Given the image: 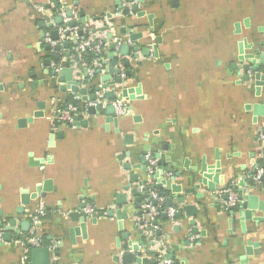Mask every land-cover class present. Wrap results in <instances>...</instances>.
Wrapping results in <instances>:
<instances>
[{"label":"crops","instance_id":"0c3cea01","mask_svg":"<svg viewBox=\"0 0 264 264\" xmlns=\"http://www.w3.org/2000/svg\"><path fill=\"white\" fill-rule=\"evenodd\" d=\"M124 2L0 0V223L3 234L11 236L0 245V264H26L21 240L27 231H22L21 221L40 207L46 211L41 232L45 243L54 245L50 249L54 264H125L121 246L128 242L137 243L142 252L170 254L175 264H264V220H245L243 233L237 210L232 215V208L221 201L227 200V186L236 182L237 192L241 187L264 202V186L252 180L260 162L257 134L264 131V116H254L246 109L247 104L264 103V85L257 95L253 76L243 81L238 73V43L245 39L260 46L264 41V0H133L142 14L126 15L122 13ZM62 4L76 18H80V10L85 11L86 19L76 27H89V35L101 42L98 57L106 65L113 59L108 53L115 38L128 44L129 55L117 54L115 68H121L125 86L141 85L143 98L122 99L127 113L118 116L117 125L106 122L105 115L85 113L79 120L86 119V125L55 124L56 107L64 105L69 96L68 91L60 90L45 60L56 63L52 57L59 54L61 62L67 63V53L70 58L77 55L71 35L60 37L68 47L59 51L49 49L44 40L58 28L48 23ZM134 33L141 36L130 40ZM134 46L138 59L133 57ZM145 48L149 55L142 54ZM114 50L118 52V48ZM252 52L253 46L244 47V54ZM98 57L88 61L81 54L74 65H96ZM124 59L129 61L126 66ZM110 75L112 80L118 76ZM93 80L100 83L99 76ZM111 87L118 95L119 85L108 89ZM41 102L44 114L33 117ZM30 117V122L20 125ZM156 152L164 154L173 169L167 172L168 163L157 159L158 175L170 179L174 171L181 174L172 181L180 187L178 192L155 187L163 202L158 227L153 229L146 226L143 211L139 213L145 190L132 195L124 187L131 183L133 173L138 181H148L145 188L156 185L153 175L133 166H142L143 154ZM216 153L224 184L217 185L215 192H207L203 185L186 192L194 181L184 161L188 160L192 170H198L202 158L213 167ZM45 179L51 180L53 189L41 196L36 187ZM137 185L134 182L132 188ZM122 193L127 203L118 205ZM199 193L203 195L199 197ZM24 195L28 204H23ZM166 197L174 203V214L168 218L163 215L169 208ZM179 197L184 201L178 202ZM81 203L94 207L96 221L89 219L86 235L75 234L72 240L68 229L78 222L70 214L81 215ZM185 205H194L197 214L188 216L193 212ZM20 206L23 213L17 212ZM109 209L114 212L111 216L106 213ZM118 209L127 215L123 219L126 238L118 228ZM252 212L264 218V209ZM12 217L17 233L5 229ZM17 234L19 238H15ZM248 246L252 252L246 255ZM28 255L30 261V251ZM245 255L246 261L241 263Z\"/></svg>","mask_w":264,"mask_h":264},{"label":"water","instance_id":"95a60500","mask_svg":"<svg viewBox=\"0 0 264 264\" xmlns=\"http://www.w3.org/2000/svg\"><path fill=\"white\" fill-rule=\"evenodd\" d=\"M129 5L127 7H124L122 9L123 14H128L130 12H136L138 14H142L138 6L133 3V0H124ZM140 2V0H139ZM118 4H122V0H117ZM77 5V3H75ZM66 16L71 18L67 23L63 21V18L59 16L56 13V16L54 17L53 21L48 23V26H52L53 23L55 25H61L62 28L66 27H74L77 23H80L82 26V23L86 19V14L84 10H80L79 15L80 18H73V10L71 8H67L65 10ZM151 16H148L149 24L151 25ZM246 24V21H245ZM106 29V27H102L101 30ZM236 29H238V25H236ZM124 33V29L121 31ZM78 35L82 34L81 30H78ZM70 35L69 30L63 31V36L68 37ZM42 36H44V33H42ZM141 36L140 33H134L129 36L130 40H136ZM109 37H112V33H109ZM50 38L54 41H57L54 45H48L47 47L49 49H53L54 51H59L60 48L68 47V42L61 41L58 29H53L50 32ZM73 41L75 43V47L73 49H76L77 39L76 37H73ZM120 44L118 47L116 45ZM260 46L255 45V43H247L245 39H242L238 43V59L241 62L239 65L238 73L241 75V80L243 81H249L250 78L253 76L254 82H255V90L256 94L258 95L260 92V88L262 85H264V41H261L259 43ZM253 46V52L244 54V47H250ZM262 47V48H261ZM118 48V52L114 49ZM109 53L108 57L113 58L110 62V64L106 65L105 61L100 59L101 67H94V73L93 76L90 77L87 72V67L82 66L81 64L75 66L74 63L77 61L78 56H74V58H70V53H67L68 61L67 63L61 62V57L59 54L53 55V60L58 63L59 69L55 70L50 65V59L45 60V64L48 65L47 70L50 72L51 76L56 78L58 83H60L59 88L61 91H68L69 98L66 100V103L64 105H61V108H66L68 104H71L76 108V111L72 113L73 122L72 125H86L87 120L82 119L79 120L80 117L85 113L87 115H105V121L106 122H113L115 125L118 123V116L115 114V109L112 104H106L104 105L102 102L95 103L94 105L91 104V102L95 101L97 99L96 92L103 89L105 90V97L106 99H113L115 97V89L114 87H111L108 89V86H115V84H118L119 87L117 88L119 90V97L126 99V100H134V99H141L143 98V94L141 91V85L137 84L136 86H125L123 83V78L121 76L122 70L121 68H115V66L118 64V57H124L129 55V47L128 44L120 43V39H117V41L113 44L109 45ZM134 53L133 57L135 59H138L139 53H138V47H133ZM149 49L145 48L142 50L143 55H149ZM119 54V56L117 55ZM118 56V57H117ZM94 57H98V54H95ZM124 65H128L129 61L127 59H124L123 61ZM76 64V63H75ZM116 73L118 76L115 79H111V73ZM130 72L126 71V75H129ZM99 76L100 83H96L93 78ZM38 110L33 113V117H39L42 116L43 113V107L44 103L38 104ZM246 109L250 110L254 116H264V103H253V104H247ZM33 117H30L25 120H21L20 125H23L26 121H31ZM142 158V166L141 165H133L134 167H141L144 171H146V160L144 157V154L141 156ZM152 158H157L161 160L163 163H168V166L165 168L167 172H172V167L170 166L171 161L169 159H166L164 154L162 153H155ZM216 162L213 167H208L204 158H202V161L200 163V167L198 170H192L189 167L188 160L184 161V168L187 169L189 172H192L193 177V185L190 188H186L185 191H192L193 189H199L201 185L205 187V190L207 192H215L217 185L224 184V175L221 173V163L219 160L218 153L215 154ZM160 161L157 162V164ZM30 164H38L36 161H30ZM126 168H130V164L127 163ZM179 171H174L171 175L170 179H165L162 176L158 175V170L156 167H154L153 176L156 182V185L153 186L161 188L162 186H165L167 189H171L174 192H178L180 190V187L178 185L173 184V180L175 177L180 176ZM131 183L126 185L124 187L125 191H129L132 195H137L138 190L136 188H132V184L134 182H138V185L144 184L147 182V180H141L138 181V177L135 173L131 174L130 176ZM239 185H243V181H239ZM53 186L51 184L50 179H45L42 183V185H37L36 191L39 195L43 196L46 191L52 190ZM238 197H237V204L236 206L232 207L230 213L233 215L235 213V209L237 210V213L239 215L240 221H241V227L243 233L246 232L245 229V220L253 219L256 222L263 221V217H256L252 210L258 209L263 210L264 209V202L258 201V198L254 194H247L244 193L242 188L240 187L238 189ZM202 193H199L198 196H202ZM228 195L227 193L224 194V198L227 199ZM28 196L24 195L23 198V204H28L27 200ZM137 200H139L137 198ZM178 202H183L184 198L179 197L177 199ZM116 203L118 205H124L127 203L126 195L125 193L119 194L117 197ZM85 203H81L80 210L85 207ZM165 205L167 207H172L174 205L172 198L166 197L165 199ZM185 209H189V211H192L193 213H187L188 216L193 215L195 216L197 214L196 207L194 205H185ZM23 207H18L17 212L23 213ZM142 210H139V213H141ZM107 215L111 216L113 215V210L109 209L106 211ZM181 212H177L176 216H180ZM2 215V213H1ZM165 218H168V214H163ZM71 219L73 221H77L78 224L74 227H69L68 232L73 240L75 234H81L82 236L86 235V228H87V221L90 219V221L95 222L96 221V212H93L91 214L88 213H81V215H78L77 212H73L70 214ZM116 217L118 219V228L119 231L122 232V237L126 238L128 237V233L124 231V225H123V219L127 217L126 213L123 212L121 209H118L116 211ZM233 219L231 218L230 221ZM193 221V220H192ZM194 223V221L192 222ZM21 229L22 231H28V228L30 227V221L29 219H25L21 221ZM6 231L14 230L16 233L18 232V229L16 227V219L15 218H9L7 224L5 225ZM196 232V231H194ZM15 238H19V235H15ZM11 236L10 233L5 232L3 234V241L0 242V245L4 241H10ZM188 244V242H186ZM248 245H253L250 241H248ZM176 249V247H174ZM121 249L125 252L122 255V261L125 264H132L133 261H135V264H151L155 261L150 260L146 255L143 254L141 251L139 245L137 243L130 242L123 244L121 246ZM132 250V252L127 250ZM251 247H246V255H249L251 253ZM145 253H148V250L145 251ZM135 254V257L134 255ZM54 256H57L58 253L54 252ZM246 255L241 257V263L246 261ZM167 259H171L172 255L167 254ZM30 264H54V262L51 260L50 257V249L47 246H40V247H34L30 250Z\"/></svg>","mask_w":264,"mask_h":264},{"label":"built area","instance_id":"2783aa9c","mask_svg":"<svg viewBox=\"0 0 264 264\" xmlns=\"http://www.w3.org/2000/svg\"><path fill=\"white\" fill-rule=\"evenodd\" d=\"M123 6L127 7L129 6L128 3L124 2ZM65 5H61L59 9L57 10V14L63 18V21L67 23L71 18L66 16L65 10H66ZM77 15L75 12H73V18L76 19ZM58 26V32L59 36H63V31L69 30L70 35L73 37H76L77 39V44H76V53L77 56L81 57V54H84L86 52H92V53H101L102 51V44L99 40L95 41V39L89 35V27H84V29L80 28L79 30L82 31L81 35H78V28L76 26L74 27H66L65 29L62 28L61 25ZM44 40L46 43L50 45H54L56 41L52 40L50 36L47 34L45 35ZM115 42L117 39L115 38ZM96 65L89 64L87 66V72L90 77L93 76L94 73V67H101L100 63V58H97V61L95 62ZM51 67L54 68L55 70L59 69V65L51 62ZM123 77V73L121 74ZM117 94V93H116ZM113 99H106L105 98V90L101 89L96 92L97 99L93 102H91L92 105L98 102H102L104 105L106 104H112L115 109V114L117 116H121L127 113V108L122 100L123 98L119 97V94L116 95ZM76 111V108L72 106L71 104H68L66 108H56L55 110V119L61 122V124L65 125H72L73 118H72V113ZM257 139L259 143L258 147V156L260 158V162L257 163L254 167V174L252 176V180L259 186H264V131L260 130L258 131L257 134ZM145 160H146V172L148 175H152L154 171V167H157V158H152L151 155L145 153L144 154ZM263 161V162H262ZM148 182V181H147ZM146 182V183H147ZM144 184H140L136 186V189L138 191H143L144 192V197L142 198L141 201V208L142 211L145 215V224L146 226H150L153 229L157 228L158 226L156 225L155 222V217L158 215L160 211H162V202H163V197L155 190V188L151 185L147 186L146 188L144 187ZM237 183L232 182L230 183L227 188H226V193L228 195L227 200H221L222 203H224L225 207L232 208L236 206L237 204V197H238V192L236 190ZM82 213H88L91 214L94 211V207L92 206H87L83 207L81 209ZM165 213L168 214V216H172L174 214V208L169 207L167 210H165ZM46 211L44 208L40 207L33 215L29 217L30 221V227L28 231L26 232L25 236L21 240V243L23 246H25V253L23 256V262L28 264L29 261V251L34 248V247H40V246H47L49 249H54V245L52 244H46L44 237L41 232V223L42 219L45 216ZM3 238V230H2V224L0 223V241H2ZM145 252V249L144 251ZM148 257H151L154 259L155 264H175L171 259H167L166 255L160 251V250H148V253L145 254Z\"/></svg>","mask_w":264,"mask_h":264},{"label":"trees","instance_id":"16d2710c","mask_svg":"<svg viewBox=\"0 0 264 264\" xmlns=\"http://www.w3.org/2000/svg\"><path fill=\"white\" fill-rule=\"evenodd\" d=\"M94 53H92V52H86L85 54H83V57H84V59H86V60H88V61H90V60H92L93 58H94ZM56 108H61L60 107V105H57V107ZM61 124V122L60 121H56L55 122V124L57 125V124ZM263 162V161H262ZM161 211L158 213V215L155 217V222L156 223H158V221L160 220V218H161ZM45 240V239H44ZM45 242H46V240H45Z\"/></svg>","mask_w":264,"mask_h":264}]
</instances>
